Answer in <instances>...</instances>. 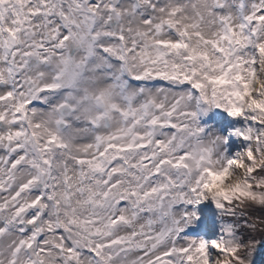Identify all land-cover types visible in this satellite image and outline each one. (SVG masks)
I'll return each instance as SVG.
<instances>
[{
    "label": "clouds",
    "instance_id": "clouds-1",
    "mask_svg": "<svg viewBox=\"0 0 264 264\" xmlns=\"http://www.w3.org/2000/svg\"><path fill=\"white\" fill-rule=\"evenodd\" d=\"M0 264H264V0H0Z\"/></svg>",
    "mask_w": 264,
    "mask_h": 264
}]
</instances>
